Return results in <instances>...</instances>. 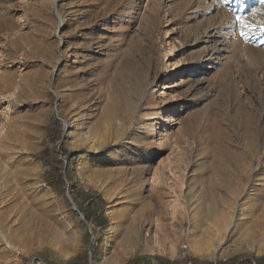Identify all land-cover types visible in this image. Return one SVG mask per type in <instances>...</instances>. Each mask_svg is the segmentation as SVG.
Segmentation results:
<instances>
[{
  "label": "rangeland",
  "instance_id": "374dc122",
  "mask_svg": "<svg viewBox=\"0 0 264 264\" xmlns=\"http://www.w3.org/2000/svg\"><path fill=\"white\" fill-rule=\"evenodd\" d=\"M1 215L0 264L264 257V0H0Z\"/></svg>",
  "mask_w": 264,
  "mask_h": 264
},
{
  "label": "trees",
  "instance_id": "16d2710c",
  "mask_svg": "<svg viewBox=\"0 0 264 264\" xmlns=\"http://www.w3.org/2000/svg\"><path fill=\"white\" fill-rule=\"evenodd\" d=\"M59 122H53L50 127H49V133L52 132L53 129L57 128ZM45 264H56L55 262L49 261L48 259H43ZM152 261L154 263H152ZM191 263L193 264H212V263H204L201 262L197 259L190 260ZM189 263L188 260H175V261H170L167 258L161 257V256H154V257H149V256H136L128 261L127 264H187ZM216 264H237L236 260H230V261H224ZM241 264H264V257H255L252 259H246Z\"/></svg>",
  "mask_w": 264,
  "mask_h": 264
},
{
  "label": "bare ground",
  "instance_id": "6f19581e",
  "mask_svg": "<svg viewBox=\"0 0 264 264\" xmlns=\"http://www.w3.org/2000/svg\"><path fill=\"white\" fill-rule=\"evenodd\" d=\"M55 12H56V9H55ZM59 20V19H58ZM59 25H60V23H59ZM224 52V50L223 49H221V48H217L214 52H213V54L210 56V58H209V60H213L212 59V57L214 56V55H221L222 53ZM202 63H204L205 64V62H202ZM204 68H206V67H204ZM203 71H204V69H203ZM178 77V74H174L173 76H171V80L172 79H174V78H177ZM151 150L149 151V152H147L145 155H144V157L146 158V157H148V156H150V155H152L151 154ZM4 217V215H1L0 216V233H1V235L3 236V239H5L6 238V236L4 235V231L6 230V227H7V222H6V219H5V217ZM5 219V220H4ZM134 232H136V228L134 227Z\"/></svg>",
  "mask_w": 264,
  "mask_h": 264
},
{
  "label": "snow or ice",
  "instance_id": "6c2138e0",
  "mask_svg": "<svg viewBox=\"0 0 264 264\" xmlns=\"http://www.w3.org/2000/svg\"><path fill=\"white\" fill-rule=\"evenodd\" d=\"M239 19H240V18H239V17H237V20H238V21H239Z\"/></svg>",
  "mask_w": 264,
  "mask_h": 264
}]
</instances>
